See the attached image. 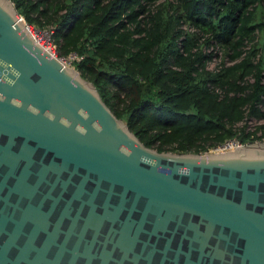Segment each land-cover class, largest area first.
I'll return each mask as SVG.
<instances>
[{"label":"water","instance_id":"95a60500","mask_svg":"<svg viewBox=\"0 0 264 264\" xmlns=\"http://www.w3.org/2000/svg\"><path fill=\"white\" fill-rule=\"evenodd\" d=\"M0 94V264H264V140L205 153L144 145L10 0Z\"/></svg>","mask_w":264,"mask_h":264},{"label":"trees","instance_id":"16d2710c","mask_svg":"<svg viewBox=\"0 0 264 264\" xmlns=\"http://www.w3.org/2000/svg\"><path fill=\"white\" fill-rule=\"evenodd\" d=\"M10 1L56 55L78 57L70 65L144 145L200 153L264 137V0ZM217 51L229 63L206 68Z\"/></svg>","mask_w":264,"mask_h":264},{"label":"rangeland","instance_id":"374dc122","mask_svg":"<svg viewBox=\"0 0 264 264\" xmlns=\"http://www.w3.org/2000/svg\"><path fill=\"white\" fill-rule=\"evenodd\" d=\"M262 12H263V15H264V9H262ZM259 15H260V12L259 13H257V15H256V18H258L259 17ZM27 27H28V29L31 31V33L35 36V38L41 43V44H45L46 43V39H47V37H46V35H45V29H35L33 26H31V25H28L27 24ZM254 41L256 42V47L258 48V50H257V52H256V54H255V58L257 57H259V56H264V49H262V46H263V44H262V42H263V40H264V30L263 29H261V30H258V31H256L255 32V34H254ZM48 46L50 47V49H51V51L53 52V53H55V49H54V47H53V45L51 44V42L49 41V44H48ZM61 57V56H60ZM63 57V56H62ZM71 59V57H70V53L67 55V57H64L63 58V61H64V63L66 64V65H68V66H71L70 65V62H69V60ZM221 61L223 62V64H227V63H229L227 60H221V53H220V51H217L215 54H214V58H213V60L211 61H208L207 62V66L208 67H210L211 69H216V68H218L219 66H220V64H221ZM110 88H112V87H110ZM117 94L119 95V96H122V91H117ZM247 121V124H249V128H252V125H253V120H246ZM262 121V120H261ZM239 124V123H238ZM260 140H264V137H262V139H259V140H255V141H260ZM166 151H170V150H166Z\"/></svg>","mask_w":264,"mask_h":264},{"label":"clouds","instance_id":"9594fccd","mask_svg":"<svg viewBox=\"0 0 264 264\" xmlns=\"http://www.w3.org/2000/svg\"><path fill=\"white\" fill-rule=\"evenodd\" d=\"M19 75V74H18ZM13 81H9V85L13 84ZM6 100V97L3 94H0V102H4ZM11 105L15 108H22L23 104L20 101L17 100H12L10 101ZM27 111H29L32 115L34 116H38L40 115V110L37 107H33L31 105H29ZM78 114L84 119L87 120L88 114L84 111V109H79L78 110ZM45 116L47 118L48 121H55L56 120V116L52 113V112H46ZM59 124L62 125L65 128H70L72 127V122L69 119H66L64 117H61L59 120ZM92 127L94 128L95 132L100 133L103 131L102 126H100L99 124H93ZM74 131L78 134H80L81 136H84L87 134V129L82 126L81 124L77 123L75 125ZM123 151V150H122ZM125 155H127V153H124Z\"/></svg>","mask_w":264,"mask_h":264},{"label":"built area","instance_id":"2783aa9c","mask_svg":"<svg viewBox=\"0 0 264 264\" xmlns=\"http://www.w3.org/2000/svg\"><path fill=\"white\" fill-rule=\"evenodd\" d=\"M32 34V33H31ZM49 34H50V31H47V30H45V35H46V37H47V39H46V43L45 44H43L44 46H46V47H48V48H50L49 46H48V44H49V41H50V37H49ZM33 35V34H32ZM33 37L35 38V36L33 35ZM36 39V38H35ZM37 40V39H36ZM51 42V41H50ZM52 44V43H51ZM65 57H67V56H65ZM70 57H71V59L72 58H78V57H76V55L74 54V53H70ZM63 58L64 57H62L61 56V59L63 60ZM213 58H214V54H213V56L210 58V60L212 61L213 60ZM210 60H208V61H210ZM207 61V62H208ZM207 62H206V65H205V67L206 68H208V69H211L210 67H208L207 66ZM213 90L215 91V92H218L219 90L216 88V87H214L213 88ZM262 139V138H261ZM255 141V140H254ZM243 143H245V142H241L238 138H236V137H228V138H225V139H223V140H221V141H219V142H217V143H214V144H212V145H210L208 148H206L204 151H202L203 153H205V152H219V151H224V150H228V149H231V148H234V147H236V146H238V145H241V144H243Z\"/></svg>","mask_w":264,"mask_h":264}]
</instances>
